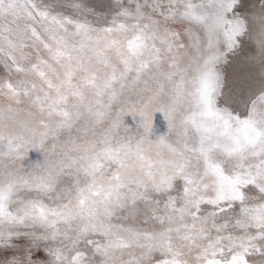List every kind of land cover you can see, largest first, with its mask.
Returning a JSON list of instances; mask_svg holds the SVG:
<instances>
[{"label":"snow or ice","instance_id":"1","mask_svg":"<svg viewBox=\"0 0 264 264\" xmlns=\"http://www.w3.org/2000/svg\"><path fill=\"white\" fill-rule=\"evenodd\" d=\"M0 264H264V0H0Z\"/></svg>","mask_w":264,"mask_h":264},{"label":"rangeland","instance_id":"2","mask_svg":"<svg viewBox=\"0 0 264 264\" xmlns=\"http://www.w3.org/2000/svg\"><path fill=\"white\" fill-rule=\"evenodd\" d=\"M254 2H255V0H245L246 6H251V4L254 3ZM32 157H33V159H35L36 158V154L32 153Z\"/></svg>","mask_w":264,"mask_h":264}]
</instances>
